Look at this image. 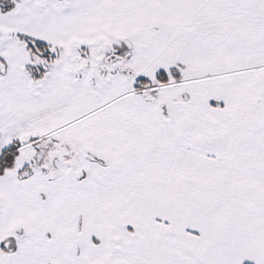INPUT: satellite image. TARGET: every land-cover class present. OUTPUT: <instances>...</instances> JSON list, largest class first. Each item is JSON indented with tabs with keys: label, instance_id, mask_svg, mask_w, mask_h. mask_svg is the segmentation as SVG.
Segmentation results:
<instances>
[{
	"label": "snow or ice",
	"instance_id": "1",
	"mask_svg": "<svg viewBox=\"0 0 264 264\" xmlns=\"http://www.w3.org/2000/svg\"><path fill=\"white\" fill-rule=\"evenodd\" d=\"M0 264H264V0H0Z\"/></svg>",
	"mask_w": 264,
	"mask_h": 264
}]
</instances>
